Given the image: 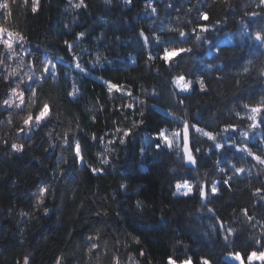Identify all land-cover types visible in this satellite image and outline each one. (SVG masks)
Masks as SVG:
<instances>
[{
  "label": "trees",
  "instance_id": "1",
  "mask_svg": "<svg viewBox=\"0 0 264 264\" xmlns=\"http://www.w3.org/2000/svg\"><path fill=\"white\" fill-rule=\"evenodd\" d=\"M3 2L9 9L0 8V27L23 34L26 50L15 47V61L6 62L7 70L0 65V73L22 65L23 73L33 76L32 87L37 89L35 97L31 91L26 93L31 97L26 109L38 112L47 101L52 111L45 123L16 134V128L23 126L20 111L0 108V264H22L25 256L37 264H56L57 257H63L62 264H111L115 249L122 254L121 264H166L170 255L180 259L191 256L193 264H199L201 256L213 264H234L225 259L230 253L240 252L246 260L252 251L264 249L256 244L264 241V200L255 194L257 187H264V165L230 146L234 140L258 154L264 149L259 144L264 124L250 130V109L243 107L264 102V78L260 77L264 46L254 40V33L264 30V15H247L264 13L259 0H152L156 13L146 8L148 0L131 4L84 0L86 9L74 7L80 0H40L36 14L31 11V0H0ZM205 11L211 22L221 21L219 31L206 34L212 50L204 42L197 46L190 33L192 18ZM141 28L150 38L155 33L161 40H169L177 34L174 29L188 31L191 38L187 44H161L159 49H151L153 59L149 62V49L138 39ZM80 32L88 35L78 41ZM65 40L74 45L72 52ZM172 46L192 47L193 51L169 69L159 53ZM0 51H4L2 46ZM29 52L41 66L51 59L57 65L55 78L49 75L36 81L41 71L27 63ZM97 54L106 57L104 68L93 67ZM73 56L88 70L86 76L75 69ZM245 66L249 73H243ZM180 74L192 80L204 77L208 90L201 93L196 86L194 91L179 92L171 81ZM98 77L123 84L132 90V96L109 94ZM237 80L242 82L239 86ZM73 83L80 91L68 97ZM14 86L0 77V92ZM5 98L10 97L0 95V103ZM180 99H184L183 105L178 103ZM126 103H133L134 109L123 114L116 111ZM141 111L145 124L136 129L126 146L117 142L113 151L108 141L115 128L131 127L134 120L141 119ZM184 120L219 133L215 142L223 144V150L192 130L195 146L201 151L197 165L187 163L182 153ZM227 124L237 125L236 130L220 132ZM159 128L168 133L179 131V148L174 145L171 150L165 147L154 153L148 143ZM245 131L247 140L242 138ZM65 132L81 142L84 161L77 164L73 150L62 143ZM93 134L96 141L90 139ZM142 142L144 155L140 154ZM13 143L26 145L22 156L11 150ZM105 157L107 165L101 163ZM233 165L244 172L236 174ZM91 167L105 171L92 173ZM221 167L225 172L218 171ZM229 178L230 189L223 184ZM185 180L194 185L193 194L174 195L175 184ZM121 183L127 185V191L120 189ZM213 183L219 187L215 196L210 192ZM200 184L206 185L203 202ZM41 185H47V195L38 202ZM244 208L252 220L244 216ZM217 217L224 222L223 232ZM228 228L235 235L225 243ZM97 233L100 252L89 253L85 238ZM133 237H139L141 243L135 244Z\"/></svg>",
  "mask_w": 264,
  "mask_h": 264
},
{
  "label": "snow or ice",
  "instance_id": "2",
  "mask_svg": "<svg viewBox=\"0 0 264 264\" xmlns=\"http://www.w3.org/2000/svg\"><path fill=\"white\" fill-rule=\"evenodd\" d=\"M112 0H105L106 4H110ZM125 4H131L133 0H123ZM259 4L264 6V0H259ZM74 7L76 8H87V5L85 4L84 0H80L79 3L75 4ZM195 7V6H193ZM0 8L4 10L9 9V4L7 2L0 3ZM146 8H151L152 13L157 12V8L152 6V0H148V3L146 4ZM40 10V0H31V11L33 14L38 13ZM189 12H192L193 9H188ZM198 11V10H197ZM7 15V13H6ZM247 15L251 17H256L259 15H264V13H257L255 11L251 13H247ZM199 21V22H197ZM243 23V21H240ZM191 24L194 26L191 27L190 33L195 36V44L197 46L201 45L202 42L207 43V46L210 50L213 49V43L208 40L206 34L210 33L212 31H219L218 26L221 24L220 20H216L215 22H211V18L209 14L205 12H199L198 16H194L192 20L190 21ZM187 27V25H186ZM177 34L174 35L169 40H161V38L153 33V36L150 38L148 35H146V32L143 28L140 29L138 33V39L142 40L143 47L146 49H149L147 61H151L153 59L151 49H159L161 44H173L181 43V44H187L188 40L191 38L190 33L188 31H185L184 29L179 30H173ZM86 32H80L77 34L76 39L78 41L85 39L87 37ZM254 40L259 42L262 46H264V30H259L254 33ZM26 42V37L21 34L19 31H10L9 29L5 27H0V46H2V49L4 51H0V65H2L6 70L9 68V66L6 64V60L13 59V56L15 55V47H20L22 50L24 49V44ZM65 46L68 48L69 52L73 51L74 45L72 43H69V41H64ZM193 51L192 47H178V46H172V47H164L163 51L159 53V59H161L164 63V65L168 66L169 69L175 68L178 66V60L182 59L184 57V54L191 53ZM215 52L216 55L219 56V46H215ZM29 58L27 60V63L29 65H32L33 68H38L41 71V76L36 78V81H39L42 78H47V76L51 75L53 78L56 76V68L57 65L49 59L47 63H43L41 66V61L35 57H33V54L29 52ZM72 59L75 61L74 67L75 69L83 75L88 74V70L83 67L79 61V58L77 56H73ZM102 61H106V57L103 56V54H97L95 59V64L100 65L102 68L105 67L104 63ZM112 61H107V64H111ZM248 63H251L249 61ZM211 68L212 66L209 65ZM105 70H107L105 68ZM243 73H249L248 67H243ZM16 70L11 69L6 72L0 73V77H2V82L5 84H15L14 87H9L6 92H0V95H4L5 98L3 99L2 103H0V108H3L5 111L15 108L22 110L23 106H25L28 103V100L31 99V97H26V93L28 91H31L32 97H35L37 94V89L32 87V83H29V81H33V76L30 75L28 72L24 73V76H27V79L21 78L19 81H17L16 78ZM260 77L264 78V69L260 70ZM98 79L102 80V86H106L107 92L109 94H112L113 92H119L122 95L126 94L127 96H132V90L130 88L126 89L123 84H117L113 83L110 79H103L102 77H98ZM35 82V81H33ZM171 83L175 85L177 89H179L182 92H189L190 90H195L196 86H198L199 91L201 93L206 92L208 90V85L205 83L204 77H197L195 80H192L188 78L186 74H180L173 77ZM242 82L240 80L236 81L237 86H239ZM79 88H77L76 84L73 83L72 85V91L68 92V97H75L79 93ZM155 94V91L154 93ZM180 105L184 104V99H180L178 101ZM243 107L245 109H250V115H248L247 119L251 121V124H249L250 130H255L258 128L261 124H264V119H258L260 117H264V102L259 103H253V104H244ZM134 104L133 103H126L121 107H118L116 111L124 113L125 110H133ZM52 108L50 107V104L45 101L42 106L39 107L38 112H29L26 116V118L23 119L21 127L16 128V134L24 133L26 131H31L35 126L41 125L49 120L51 116ZM2 114V113H0ZM145 113L141 111L140 116L141 119L134 120L131 127H119L117 126L112 133L113 138L108 141V144L113 145V151H115V144L118 142L119 145L126 146L128 139L136 135V129H138L140 126L145 124V120L143 119ZM169 115H173L172 113H169ZM127 119V116L124 117ZM174 119H178L177 117L173 116ZM9 124L13 123V121L9 120ZM115 124L116 122L113 121ZM79 127V126H78ZM237 128V125L234 124H227L223 128L220 129V132H229L235 131ZM192 130H194L195 133L200 134L203 137H207L209 141L214 142V146L217 150H223L224 145L221 143L215 142L217 140V136L219 133H213L212 131H206L205 128H202L199 126V123H190L188 120L183 121V132H182V144H183V158L184 160L192 165H197L198 159L197 154L200 153V148L196 147V139L195 136L192 135ZM249 133L247 131L242 133V138L244 140H247ZM180 138L181 133L179 131L174 132L171 134V136L168 134L166 129L159 128L158 131H155L153 133V136L150 138L148 147L151 148V150L154 153H159L162 151L165 147L169 150L173 149L174 145L176 148H179L180 146ZM49 139H51V134L49 133ZM91 141H96L97 137L95 134H93L90 137ZM103 137L100 138V143H103ZM5 145L8 144V140L5 139L3 141ZM63 144H67L69 148H71L74 152V161L78 164L82 161H84V156L82 154V144L79 140H75L73 138H70L68 136V133H64L63 137ZM260 145H264V138H261L259 141ZM230 146L235 149L237 152H243L246 153L248 156H250L254 161L258 162L261 165H264V149L261 150L260 154H258L256 151H253L252 148H250L246 143L242 145H237L234 140L230 142ZM11 150L17 153L19 156H22L24 152L26 151V145L25 144H11ZM47 151V149H46ZM146 151L145 146H142L140 148V154L144 155ZM86 162V161H85ZM67 163V162H65ZM102 164L107 165L109 163L108 159L105 157L101 160ZM235 173L241 174L244 172V169L242 167H235L233 165ZM92 173H98L105 171L103 168L99 167H91ZM61 171H64L61 169ZM218 171L223 173L225 172V168H218ZM230 179H224L223 184L228 186L230 189ZM120 189H123L124 191H127V185L124 183H121L119 185ZM199 187V197L201 198V201L203 202L204 199L207 196L206 192V185L200 184ZM176 192L175 194L181 193L185 197H189L194 192V185L192 183H189L187 180H185L182 184L177 182L175 184ZM210 192L213 196L219 194V187L216 183H213L210 189ZM264 193V187H257L255 189V194L260 195L261 199L264 200V195H261ZM47 195V185H41L38 188V195L36 196V199L38 202L42 201V199ZM140 206V202H137V207ZM45 213L48 212V209L44 210ZM208 211H214L213 209L209 208ZM244 216L247 217V219L250 221L253 219L252 216L248 215V209L244 208L241 209ZM97 215H102L101 213H97ZM103 215H107V213H103ZM221 232L224 230V222L220 221V218H216ZM215 231V229H214ZM235 235V232L233 229L228 228L227 229V235H224L223 239L225 243H228L230 240V237H233ZM133 242L135 244H140L141 241L139 237H133ZM85 243L88 246V252L89 253H98L100 252V243H99V233L95 235H89L85 238ZM232 245L235 246V241H231ZM256 244H262L264 245V241L257 240ZM140 255L143 256L144 252L141 250ZM235 261H238L239 264H244V260L242 258V255L240 252L230 253L229 254ZM131 259V255L129 257ZM122 254L119 252L118 249L112 250V258H111V264H121ZM63 257H57L56 258V264H62ZM253 260H260L261 264H264V251H260L257 253L256 251H252L247 255V261L251 262ZM17 264H21L20 261H17ZM22 264H32V260L29 256H25L23 258ZM166 264H193V258L191 256H186L184 259H180L178 256L170 255L167 257ZM199 264H213L211 260L208 258L201 256Z\"/></svg>",
  "mask_w": 264,
  "mask_h": 264
},
{
  "label": "rangeland",
  "instance_id": "3",
  "mask_svg": "<svg viewBox=\"0 0 264 264\" xmlns=\"http://www.w3.org/2000/svg\"><path fill=\"white\" fill-rule=\"evenodd\" d=\"M15 61V55L13 56V59L11 60H6V62L8 64H13V62ZM13 66H16V65H13ZM12 69H15L16 70V77H18L20 75V77H18V80H20L21 78L25 79L27 76H24V70H23V66L22 65H18V68H12ZM26 80V79H25ZM29 83H31V81H29ZM177 89V88H176ZM179 92H182L180 91L179 89H177ZM16 111L19 113L18 115V118L21 119V118H26L27 114L30 112L29 109H26L25 106H23L22 110H19V109H16ZM22 112V113H21ZM14 113V112H12ZM16 113V112H15ZM23 113H25L26 115H23ZM11 115H14V114H11ZM8 120H11L12 121V118H8ZM174 133V131H169V135L171 136V134ZM175 192H176V189H175ZM183 190L181 191V193H178V194H182ZM62 242V236L60 234H58V243H61ZM264 251V249L262 250ZM226 260H229L231 262H233L234 264H239L238 261H235L230 255H227L225 257ZM244 260V264H261V261L260 260H253L251 262H248L247 259H243ZM32 264H37V263H32Z\"/></svg>",
  "mask_w": 264,
  "mask_h": 264
},
{
  "label": "water",
  "instance_id": "4",
  "mask_svg": "<svg viewBox=\"0 0 264 264\" xmlns=\"http://www.w3.org/2000/svg\"><path fill=\"white\" fill-rule=\"evenodd\" d=\"M182 153H183V144H182Z\"/></svg>",
  "mask_w": 264,
  "mask_h": 264
}]
</instances>
